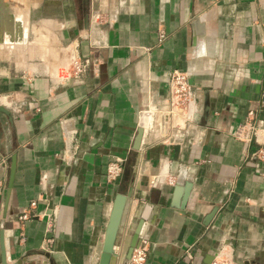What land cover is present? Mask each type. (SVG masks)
Segmentation results:
<instances>
[{
  "label": "crops",
  "instance_id": "1",
  "mask_svg": "<svg viewBox=\"0 0 264 264\" xmlns=\"http://www.w3.org/2000/svg\"><path fill=\"white\" fill-rule=\"evenodd\" d=\"M173 69L194 120L133 148ZM0 106V264H98L118 195L110 264L137 229L145 264H264V0H0Z\"/></svg>",
  "mask_w": 264,
  "mask_h": 264
},
{
  "label": "built area",
  "instance_id": "2",
  "mask_svg": "<svg viewBox=\"0 0 264 264\" xmlns=\"http://www.w3.org/2000/svg\"><path fill=\"white\" fill-rule=\"evenodd\" d=\"M95 16V20H97L98 15ZM71 65L74 75H78L83 69L80 59H72ZM195 112V95L188 81L187 73L179 69H173L169 73L168 95L159 103H155L151 99L147 101L145 107L141 110L142 123L140 125L144 131L150 130L162 138L168 137L173 127H184L187 123L193 121ZM144 117L146 118L145 124L143 122ZM258 130L259 127L256 123L248 119L237 124L232 134L249 143L255 139L258 140ZM260 150L262 156H264V149ZM121 169L120 160L114 159L108 163L106 174L110 179H115L120 175ZM175 179V174L169 176V182L173 183ZM34 203L35 201L31 202V204ZM29 216L30 214L26 210L20 215L21 218ZM149 243L148 238L142 236L137 245L133 247L127 264H145ZM188 255L191 256L189 252ZM209 264H229V260L225 256L222 258L214 256Z\"/></svg>",
  "mask_w": 264,
  "mask_h": 264
},
{
  "label": "water",
  "instance_id": "3",
  "mask_svg": "<svg viewBox=\"0 0 264 264\" xmlns=\"http://www.w3.org/2000/svg\"><path fill=\"white\" fill-rule=\"evenodd\" d=\"M0 111L4 112L6 114H9V111L3 106H0ZM143 131H144L143 127L141 125H139L137 127V131H136L135 136H134V142L132 145L133 148H139L141 138L143 135ZM14 169H15V161H14V158H12V161L10 164V169H9L8 182H7V195H9V192H10V189L12 186ZM132 185H133V181H131V185L129 186L128 193H127L128 196L131 194ZM123 205H124V196L118 195V197L116 198V200L113 204L109 219H108L107 224H106L104 239H103V245H102L101 253L99 256L98 264H110L116 234H117L119 224L121 222V216L123 213ZM138 232H139V229H137V231L135 232L133 240L130 243L128 255L131 254L133 247L135 245H137V243L139 241ZM212 258L213 257L210 256L202 264H209L210 261L212 260Z\"/></svg>",
  "mask_w": 264,
  "mask_h": 264
},
{
  "label": "bare ground",
  "instance_id": "4",
  "mask_svg": "<svg viewBox=\"0 0 264 264\" xmlns=\"http://www.w3.org/2000/svg\"><path fill=\"white\" fill-rule=\"evenodd\" d=\"M148 117H149V116H148ZM144 118H145V117H144ZM141 122H142V120H141ZM143 122H144V124H145V122H146V118L144 119V121H143Z\"/></svg>",
  "mask_w": 264,
  "mask_h": 264
},
{
  "label": "rangeland",
  "instance_id": "5",
  "mask_svg": "<svg viewBox=\"0 0 264 264\" xmlns=\"http://www.w3.org/2000/svg\"><path fill=\"white\" fill-rule=\"evenodd\" d=\"M230 264V263H229Z\"/></svg>",
  "mask_w": 264,
  "mask_h": 264
}]
</instances>
